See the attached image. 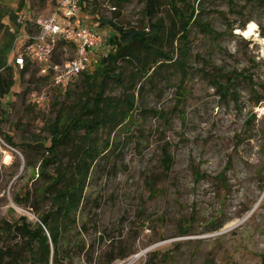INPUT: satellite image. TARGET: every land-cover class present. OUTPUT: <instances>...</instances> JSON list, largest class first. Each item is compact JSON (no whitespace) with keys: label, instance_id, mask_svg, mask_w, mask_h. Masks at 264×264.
Instances as JSON below:
<instances>
[{"label":"rangeland","instance_id":"obj_1","mask_svg":"<svg viewBox=\"0 0 264 264\" xmlns=\"http://www.w3.org/2000/svg\"><path fill=\"white\" fill-rule=\"evenodd\" d=\"M185 1L199 7L203 20L225 36L215 42L193 26L184 78L168 67L153 84L140 81L136 126L111 136L113 144L105 160L91 174L83 209L76 217L77 228L69 234L70 259L65 264H87L89 260L106 264L111 256L122 253L126 257H117L111 264H262L264 101L255 105L248 79L264 97V6L233 0L231 9L227 0ZM57 2L0 0V7L17 17L21 25L17 36L21 37L34 33V23L47 17ZM178 7H184L183 3ZM144 9L143 0H86L80 16L105 39L115 30L103 22L139 31L159 18L167 28L171 25L170 0H161L160 13L152 20ZM4 21L9 25L8 18ZM10 28L14 32L11 23ZM105 44V50H110L107 41ZM23 45L17 42L13 54L21 52ZM179 47V43L169 47L166 42L164 51L178 61ZM102 55L95 57L88 73L98 66ZM73 56L72 48L66 46L55 57L62 62ZM120 65L127 85L131 66ZM13 70L15 86L3 99L7 112L1 124L15 146L0 149V243L24 247L21 238H7L1 227L21 217L35 225L50 208V200L38 195L43 186L39 176L43 151L33 141L48 143L45 123L55 118L60 107L67 111L74 107L85 86L83 76L61 89L31 85L32 77L40 78L38 72L34 75L36 66L24 74ZM220 75L236 76L225 98L212 80ZM218 81L227 83L226 79ZM28 88L31 93H25ZM130 93L113 82L107 90L108 96L117 98ZM0 139L8 145L2 136ZM164 150L173 160L168 173L161 163ZM196 170L204 178L196 180ZM27 193L29 199L24 202ZM211 222L221 223L222 228L210 231ZM183 226L189 227L186 235L181 234ZM100 236L103 241H98ZM24 258H29L26 251Z\"/></svg>","mask_w":264,"mask_h":264},{"label":"trees","instance_id":"obj_2","mask_svg":"<svg viewBox=\"0 0 264 264\" xmlns=\"http://www.w3.org/2000/svg\"><path fill=\"white\" fill-rule=\"evenodd\" d=\"M84 1L86 0L81 2V6ZM119 1L124 3L130 0ZM143 1L146 16L150 20L154 19L160 13L161 0ZM227 1L231 9L235 7L233 0ZM248 1H256L264 6V0ZM179 2L183 3L187 9L178 7ZM170 3L174 17L168 28L162 18L140 31L124 30L111 21L103 22L110 24L115 30L106 39L110 46L109 52L100 59V63L93 71L90 73L87 71L82 75L85 90L78 95L74 107H69L68 111L60 107L55 118L45 123L44 129L49 136L48 143L44 144L39 139L33 141L38 143L43 151L39 167V176L43 181V186L38 190V195L42 200H50V208L40 215V222L35 225L28 223L25 217H21L13 224L1 227V232L7 238L12 236L21 238L25 248L19 245L11 247L7 242L0 243V264L68 263L70 259L67 251L70 242L69 234L77 228L76 217L83 209L85 190L91 174L105 160L113 144L111 136L120 130L128 131L132 126H136L137 120L134 113L139 110L137 97L140 94V91L136 89L140 81L148 85L153 84L154 80L168 67L179 72L184 78L189 38L193 26L198 27L202 33L210 36L215 42L225 36V33L215 32L211 25L203 20L199 7L186 4L185 0H170ZM6 18L14 28V32L10 31V23L5 24ZM20 28L17 17L5 13L0 7V136L10 147L15 146L12 137L5 135L1 129L3 116L7 112L3 107V99L10 95L15 86L16 76L13 67L18 68L13 61L10 62L9 58L14 51L15 40L18 38ZM166 42L169 47L174 43H179L181 58L178 61L173 60L170 51H164ZM66 46L73 50L70 44H61L59 48ZM56 61L60 62L59 58L56 57ZM120 62L131 66L127 85L124 84V66L120 65ZM33 66V63L26 58L25 66L20 72L24 74ZM35 72H38L37 68L34 70V75ZM218 78L226 79L227 83L222 85ZM218 78L212 77L213 84L219 95L225 98L229 90L234 87L236 76L220 75ZM243 78L247 79V77ZM248 81L256 96L255 105L257 106L264 101V97L259 96L258 85L250 79ZM112 82L132 93L118 98L108 96V86ZM28 83L50 86V83L41 77L38 80L32 77ZM25 93H31V89H26ZM179 93L184 94L182 87H179ZM64 96L66 97V94ZM26 147L33 149L30 145ZM161 163L165 173L170 172L173 160L165 150L162 152ZM50 166L53 169L49 173L46 170ZM194 175L196 180L205 176L198 170L194 172ZM218 178L223 181L221 177ZM23 198L26 202L29 199L28 193ZM209 227L210 231H218L222 228V224L211 222ZM83 228L84 226L81 230ZM188 228V226H183L181 234L186 235ZM103 239V236H100L98 241H103ZM25 251L28 253V260L24 258ZM117 257L123 259L126 253L111 256L106 264H111ZM261 260L264 264V255L261 256ZM87 264H92V261H87Z\"/></svg>","mask_w":264,"mask_h":264},{"label":"built area","instance_id":"obj_3","mask_svg":"<svg viewBox=\"0 0 264 264\" xmlns=\"http://www.w3.org/2000/svg\"><path fill=\"white\" fill-rule=\"evenodd\" d=\"M82 1L58 0L47 17L34 23V33L16 39L15 46L17 42L24 43L21 52L11 54L19 70L24 68L27 58L51 87L65 88L89 70L96 56L104 51L102 56L107 55L104 36L87 26L80 16ZM61 44L72 45L74 56L57 62L55 56ZM3 147L12 150L0 139V149Z\"/></svg>","mask_w":264,"mask_h":264},{"label":"bare ground","instance_id":"obj_4","mask_svg":"<svg viewBox=\"0 0 264 264\" xmlns=\"http://www.w3.org/2000/svg\"><path fill=\"white\" fill-rule=\"evenodd\" d=\"M6 158H7V157H6ZM9 158H10V157H9ZM6 161H7V159H6ZM6 161H5V162H6ZM7 162H8V161H7ZM9 163H10V162H9Z\"/></svg>","mask_w":264,"mask_h":264}]
</instances>
